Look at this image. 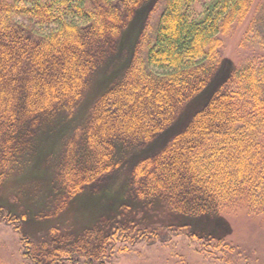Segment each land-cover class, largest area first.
I'll use <instances>...</instances> for the list:
<instances>
[{
	"label": "trees",
	"instance_id": "obj_1",
	"mask_svg": "<svg viewBox=\"0 0 264 264\" xmlns=\"http://www.w3.org/2000/svg\"><path fill=\"white\" fill-rule=\"evenodd\" d=\"M144 2L0 0V134L7 133L5 155L13 151L12 140L25 125L34 130L40 116L74 112L102 46L116 41L121 21ZM254 2L163 1L123 79L94 104L86 139L94 167L77 178L70 197L119 167L113 162L114 141L149 143L173 124L179 108L206 88L219 66L220 36L241 24ZM256 24L264 35V8ZM132 178L135 196L163 199L177 213L205 215L237 207L264 217V56L234 70L184 130L134 167ZM12 220L6 216L0 221ZM14 231L19 233L20 225ZM120 233L115 228L95 250L76 252H39L23 237L22 256L27 264H111L102 258ZM221 243L213 249L235 252L231 244ZM205 246L210 245L203 242L196 248L211 257Z\"/></svg>",
	"mask_w": 264,
	"mask_h": 264
},
{
	"label": "rangeland",
	"instance_id": "obj_2",
	"mask_svg": "<svg viewBox=\"0 0 264 264\" xmlns=\"http://www.w3.org/2000/svg\"><path fill=\"white\" fill-rule=\"evenodd\" d=\"M163 1L145 0L124 17L116 41L102 46L72 114L57 110L38 117L34 130L25 125L13 138L8 156L3 150L7 133L0 134V220L14 219L11 224L0 221V264H27L20 244L23 237L39 252L93 251L115 228L122 234L106 246L102 258L111 264H264V217L237 207L205 215L177 213L163 199L135 196L132 178L134 167L184 130L234 70L264 56V35L259 25L253 26L264 0H255L247 18L220 36L219 66L206 88L179 108L173 124L149 143L114 141L113 162L119 167L70 197L77 178L83 179L85 171L94 167L86 140L94 104L123 79ZM17 225L19 233L14 231ZM141 235L146 237L140 239ZM218 241L231 244L235 252L213 249ZM203 242L210 245L204 249L213 252V258L196 248Z\"/></svg>",
	"mask_w": 264,
	"mask_h": 264
}]
</instances>
